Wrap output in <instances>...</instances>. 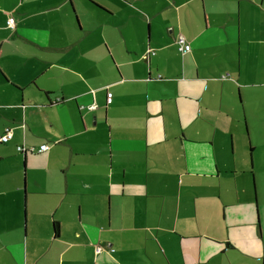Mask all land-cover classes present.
Masks as SVG:
<instances>
[{"label":"crops","instance_id":"1","mask_svg":"<svg viewBox=\"0 0 264 264\" xmlns=\"http://www.w3.org/2000/svg\"><path fill=\"white\" fill-rule=\"evenodd\" d=\"M261 127L264 0H0V264H264Z\"/></svg>","mask_w":264,"mask_h":264},{"label":"built area","instance_id":"2","mask_svg":"<svg viewBox=\"0 0 264 264\" xmlns=\"http://www.w3.org/2000/svg\"><path fill=\"white\" fill-rule=\"evenodd\" d=\"M8 23L11 27H14L15 26V19L13 16H10V18L8 19ZM177 41L179 43V48L180 50H189L190 49V44L186 43L185 42V38L183 36H179L177 38ZM153 53V52H152ZM109 95L111 96V93H109ZM12 137V133L10 131H7L5 134H3L2 136H0V142H6L8 141L10 138ZM48 147L47 144H42L39 148V151H42V150H45L46 148ZM19 149L20 150H24L25 148L22 147V146H19ZM33 150V149H32ZM98 250H100L98 248Z\"/></svg>","mask_w":264,"mask_h":264},{"label":"rangeland","instance_id":"3","mask_svg":"<svg viewBox=\"0 0 264 264\" xmlns=\"http://www.w3.org/2000/svg\"><path fill=\"white\" fill-rule=\"evenodd\" d=\"M254 134V133H253ZM254 135H256V133L254 134ZM260 136H261V139H260V141H263L264 140V127H261L260 128ZM262 150H264V145H262Z\"/></svg>","mask_w":264,"mask_h":264}]
</instances>
